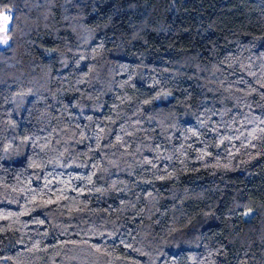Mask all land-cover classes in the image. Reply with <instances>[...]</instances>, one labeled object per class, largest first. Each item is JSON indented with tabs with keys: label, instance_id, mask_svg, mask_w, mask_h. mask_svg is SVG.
Listing matches in <instances>:
<instances>
[{
	"label": "trees",
	"instance_id": "16d2710c",
	"mask_svg": "<svg viewBox=\"0 0 264 264\" xmlns=\"http://www.w3.org/2000/svg\"><path fill=\"white\" fill-rule=\"evenodd\" d=\"M0 264H264V0H0Z\"/></svg>",
	"mask_w": 264,
	"mask_h": 264
},
{
	"label": "rangeland",
	"instance_id": "374dc122",
	"mask_svg": "<svg viewBox=\"0 0 264 264\" xmlns=\"http://www.w3.org/2000/svg\"><path fill=\"white\" fill-rule=\"evenodd\" d=\"M7 16V23L5 22V17ZM11 22V12L9 10H4L0 12V48L8 45L9 40L7 37V29ZM6 41V43L4 42Z\"/></svg>",
	"mask_w": 264,
	"mask_h": 264
},
{
	"label": "snow or ice",
	"instance_id": "6c2138e0",
	"mask_svg": "<svg viewBox=\"0 0 264 264\" xmlns=\"http://www.w3.org/2000/svg\"><path fill=\"white\" fill-rule=\"evenodd\" d=\"M7 19H8V18H7V16H6V17H5V22H6V23H7ZM4 42L6 43V41H4Z\"/></svg>",
	"mask_w": 264,
	"mask_h": 264
}]
</instances>
